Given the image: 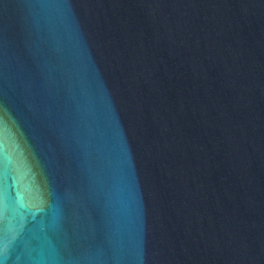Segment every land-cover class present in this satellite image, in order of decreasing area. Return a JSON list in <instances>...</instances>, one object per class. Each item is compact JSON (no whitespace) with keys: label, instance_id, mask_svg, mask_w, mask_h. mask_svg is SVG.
I'll return each mask as SVG.
<instances>
[{"label":"water","instance_id":"1","mask_svg":"<svg viewBox=\"0 0 264 264\" xmlns=\"http://www.w3.org/2000/svg\"><path fill=\"white\" fill-rule=\"evenodd\" d=\"M0 264H264V0H0Z\"/></svg>","mask_w":264,"mask_h":264}]
</instances>
